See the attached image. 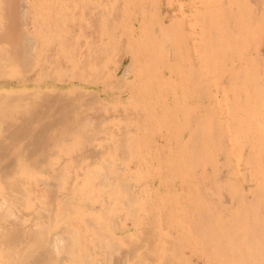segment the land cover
Wrapping results in <instances>:
<instances>
[{
    "label": "rangeland",
    "instance_id": "obj_1",
    "mask_svg": "<svg viewBox=\"0 0 264 264\" xmlns=\"http://www.w3.org/2000/svg\"><path fill=\"white\" fill-rule=\"evenodd\" d=\"M183 1L172 3L182 6L187 0ZM203 1L200 8L206 6L207 1ZM213 1L208 2L212 10ZM254 2H238L245 3L239 5L245 11L239 7V12L255 14L249 16L253 20L246 35L243 33L246 39L236 40L240 24L244 21L249 25L244 13V20L230 21L223 32L212 29V46L206 41L209 50L213 47L210 55L208 48L204 46L206 52L201 45H207L202 42L206 34L202 37L203 31H199L200 36L195 34L196 39L202 38L200 45L195 46V50L203 47L202 54L194 46V51L189 50L190 46L187 49L189 41L184 35L188 30L185 34L176 30L168 42L161 43L156 41L157 26L147 23L141 34L136 31L139 35L131 42L130 33L117 24L113 28L102 24L73 30L67 9L0 15V147L6 148L0 155H11L3 159L5 164L15 158L8 181L0 172V203L13 214L12 223L0 222V230L7 233L3 236L0 232V264H24L19 259L25 258L31 260L28 264H37L34 260L38 252L32 246L29 249L30 237L39 225L47 233L49 224L65 213L78 232L76 252L80 259L88 248L94 249L101 241L105 232L102 226L105 229L108 224H120L118 220L126 222L130 205L123 198H128L118 197L123 184L134 190L143 189L131 196L134 203H142L151 196L149 187H164L171 180L179 188L183 182L189 184L215 214L221 212L222 217L231 218L232 225L239 223L241 217L250 219L251 212L261 215L253 223L254 232L245 234L248 237L243 241L234 239L236 247L227 264H250L249 256L256 252L264 256V239L252 238L264 227V0H258V6ZM217 4L220 6L219 1ZM24 17L29 18L28 27L13 26L9 32L7 21ZM194 22H189L188 29ZM234 23L239 24L238 30ZM193 27L196 32L200 30L198 24ZM73 31L75 37L69 41ZM190 34L187 33L189 40ZM227 37L234 38V45L217 53L219 46L217 54H212L216 50L213 44H220ZM181 43L185 49L172 57ZM25 45L28 59L16 58L13 50ZM133 55L136 58L132 60ZM199 55L202 63L196 60ZM24 77L38 79L23 87ZM72 102L76 108L64 120L60 106ZM64 128L68 129L66 136H62ZM17 130H25V135L16 138ZM155 137L160 145L155 146ZM29 155H49V164L34 167ZM53 173L59 176L55 190L42 188L36 179L49 181ZM182 176L192 183L184 180L179 185ZM18 178L20 184L9 186L11 179ZM33 183L36 188H31ZM106 201L108 207L97 211ZM257 203L260 206L253 209ZM166 206V202L157 204L159 211ZM178 217L182 221V215ZM108 220L118 223L110 224ZM163 225L161 233L169 229V225ZM170 230L166 233L183 237L175 228L174 232L172 227ZM131 231L115 240L118 246L112 252L113 258L145 237L142 229ZM18 237L17 249L9 253V244L13 243L10 240ZM167 238H160L157 243L163 246ZM195 238L201 240L199 235ZM162 248H153L155 252L144 250L148 254L137 252L140 255L136 253L125 264H134L141 256L146 259L153 253L157 260H167V250ZM187 249L184 251L191 255L193 264H204L203 256L197 258ZM180 252L170 255L182 262ZM214 254L222 253L219 250ZM68 255L62 254L61 261Z\"/></svg>",
    "mask_w": 264,
    "mask_h": 264
},
{
    "label": "bare ground",
    "instance_id": "obj_2",
    "mask_svg": "<svg viewBox=\"0 0 264 264\" xmlns=\"http://www.w3.org/2000/svg\"><path fill=\"white\" fill-rule=\"evenodd\" d=\"M62 1L63 2H60L57 4L54 0H0V15L5 14V15H9L10 17L17 11L27 14L29 11H36V10H47V9L55 8L56 10L58 9L59 11H64L67 9L69 10L68 13L71 18L72 26L74 27L73 30L75 31L82 30V29H85L87 26L95 27L98 25L100 26L102 24L106 27L113 28L114 25L117 24L118 28L120 25L122 26L121 30L125 28L126 32L128 31L130 33L131 42L133 39H135L136 36H138L139 34H141V32H143L141 30H143V27L147 23L148 25L157 26L156 27L157 28L156 41L161 42V43L168 42L169 39L173 35L177 34L175 32L176 30L177 31L180 30L183 34H185L188 30L187 33L189 32L192 33V36L190 34V38L192 37L191 38L192 40L191 39H190L191 41L189 40V36L186 33L184 37H186V40H188L189 43L188 42L187 43L185 42V43L188 45L187 49L190 46L191 48L189 50L192 49V51L195 50V46L200 45L201 43L202 38L196 39V36L201 31H203L202 37H203V34L206 33L204 34V37L202 40V42L205 43L207 40L209 39L211 40L212 38L211 35L214 33L212 32V29L215 31L217 30L218 32L219 31L223 32L222 29L227 28L228 24H230V21L232 23L235 22V20L240 21L241 19L242 21L244 20L245 17L246 18L248 17L247 20L248 19L250 20L249 16L251 15V14L249 15L247 12L246 13L239 12L238 10L239 7L243 5L242 3L238 4L240 0L239 1L238 0H215L213 1L215 5L219 1L220 6L218 4L217 6H215L212 3V5L215 7L214 10H212L213 8L209 9V7H212V6H210L208 2H210L211 4L212 0L211 1L187 0L186 3L184 2L185 1L184 0L183 1L184 4L182 6H179L180 4L176 5L177 2L174 3L173 5L172 2L174 0L172 2L171 0H62ZM177 1L181 2L182 0H177ZM201 1H203L204 3H206L207 1L206 6H208L207 9L209 10L205 9L206 6L205 7L202 6L204 10H206V12L203 10V8H200V4L203 5V3H200ZM255 2L257 4L256 6H258V0H255ZM184 5L186 6L185 8H184ZM243 6H245V3ZM201 9H202V12L204 11V13H199V11L201 12ZM242 9L243 8L241 7L240 11H242ZM256 9L257 11H254L255 13L258 12V8ZM243 11L245 10L243 9ZM244 13L247 16L244 15L245 16L244 17L243 16ZM198 14L202 15V19H201L202 21H200L201 23L198 22L200 20V19L198 20L199 18L198 16H200ZM124 16H126V18ZM251 18H254V17H251ZM1 20L2 19H0V24H1ZM194 20L198 22L196 23V25H195ZM252 20L253 19L248 21L249 25L248 23L244 21H243V24L242 23L240 24L237 21L236 23L240 24V29L238 27L239 24L237 25L234 23L237 26V30L239 29L238 32L241 33V34L239 33L236 34V40L242 37L245 38L246 31L248 30ZM29 22L30 21L28 17H24V18L17 19V20L12 18V19H9V21H7V24H8L7 27H9V32H11L13 26H20V27L27 28L28 25L30 24ZM189 22L190 23L194 22V24L192 23V28L194 29L195 27H193V25L197 27V24H198V27L200 26L199 28L200 30L197 29L198 31L196 32V30L189 28L190 30L192 29L191 30L192 32H191L188 29V25L190 24ZM117 25L115 26L117 27ZM212 25L214 26V28L212 27ZM210 26H211V29H210ZM215 26L217 27L216 29H215ZM136 31L139 32V34H137ZM180 31L178 32L181 33ZM221 32L217 34H222ZM196 33L198 34L195 36ZM74 34L75 33L73 31V33L71 34L69 38V41H71L75 37ZM200 34L198 36H200ZM184 37H183V40H185ZM233 40L234 38L232 39L231 37H227L224 41L219 42L220 44L215 43L218 46L213 44L216 50L214 49L213 52L215 53L212 52V54L215 55L218 52H220L221 49H227L231 44H233ZM206 43L208 46L202 43L201 45H203V47L206 46V48H208L209 50V47L212 46V41H210V44H211L210 46L208 42ZM242 43L244 42L242 41ZM180 45H181V48L179 47ZM180 45L178 46L180 49L178 48L177 50H175L174 53H172V57H175L174 55H176L178 52H179L178 54H180V50L185 49V48H182V43ZM192 46H194V50ZM200 47L203 48L202 46ZM200 47L198 46L199 49H196L197 53H199L198 50L200 52L203 51L200 49ZM218 47L219 49L217 51ZM206 48L204 47V49ZM212 48L213 47H211V49ZM211 49L208 51L209 55L211 54L210 52L213 50ZM203 52L205 53V50ZM206 52H207V49H206ZM13 55L16 56V58L27 60L28 57L30 56L27 45L21 47L20 50H13ZM200 55L198 56V58H196V60L198 61L202 60ZM134 58H136L135 55L132 56V60ZM79 59H78V63L81 64L82 60H79ZM194 63L198 64L197 66H199L201 65L202 61L200 64L199 62L197 63V61H195ZM43 69L44 68L40 70H43ZM113 78L115 79L116 75H113ZM37 79L38 78L24 77L22 80L23 81L22 86L26 87L29 81L31 80L35 81ZM212 99H213V96H212ZM213 100H215V98ZM250 105L252 107V104ZM75 108H76V103H73V102L62 104L60 106L62 118L65 120L69 115H71V112ZM90 121L91 120H88V122ZM249 132H250V129L248 127V133ZM67 134H68V129L64 128V130L62 131V136H66ZM24 135H25V130H17L16 133L14 134L16 138L24 136ZM157 136L159 137V135ZM156 137L154 140L152 139L154 143L156 142L155 146L159 144L158 142L159 140H157L158 138L156 139ZM165 140L167 139L165 138L164 141ZM5 149L6 148L4 145L0 147V151H3ZM7 156H11V155H0V172L3 173V179L5 181H8L10 179V178H7V175L9 174V171L13 170V166L15 162V158L13 156L10 158V161L7 164H5L3 159ZM48 156L49 155H29V160L34 167H40V166H43L44 164H47V165L49 164L50 160ZM21 164L22 163L19 162L18 166H20ZM53 169L54 167L51 168V170ZM51 175H52L51 176L52 179L49 181H46L44 179H36V180L39 183V185L42 186V188L48 187L50 188L51 191H54L55 190L54 184H56L57 180L59 179V176L54 173ZM183 177L184 176L180 177L179 181ZM187 177L190 178L189 175H187ZM184 180H186V183H190L189 181H187L185 177V179H182V181L179 182L180 183L179 185H181V182H183ZM20 182L21 180L19 178L11 179V182H9L8 184L9 186L11 185L17 186L18 184H20ZM183 183L180 188L176 187L173 180H171L167 184L165 183L164 187H162V185L161 187H158V185L156 187L155 186L149 187L147 191H148V194L150 193L151 196L150 198L147 197V199L142 203H134L132 197H134L135 195H138L139 194L138 192L142 191L143 189L141 190L140 188V189L134 190V189H131V187H127L124 184L122 187L120 185L122 193L118 197L123 198L124 196H127L128 199L125 200L126 197H124L123 201H126L125 203L130 205L128 207L129 209L126 211V214H125L126 216L128 215L129 218L128 216L126 218L124 217V221L127 222V220L129 219L128 221L129 223H126V222L123 223V221L118 220V222L120 221V224L117 221H115L118 224H113V225L108 224L107 227H105V229H104V226H102L101 229L105 232L101 238V241L95 246L94 249L88 248V253L84 254L80 259L78 258V254L76 252V248H77L76 246L78 244L76 238H77L78 232L76 230V227L73 224V221L69 219L68 213L60 214L58 218L56 217V219L52 221L51 224H49V227L47 228V233H44L43 227L39 225L36 231L32 234L33 236L30 237L31 242L29 244L30 250H32V247H34L38 252V257L37 259L34 260L35 263L37 264H125L129 260H131L130 257L133 255L135 256L137 252L141 253L143 251L145 253V251L147 250H150V252H152L151 250L153 248H158L157 250L159 251L161 247H164L162 248V250L165 248L167 250L166 252L168 255L167 260L165 258L164 260H161V261L157 260V256H154L156 253H153V256L147 255L148 258L146 256V259H143L144 256H141L143 258L142 259L138 258V260L134 262V264H178V263L193 264V261H190L189 259L191 255L188 256L187 252H185L186 250L184 251V249H187L185 247H189L187 250L189 251L192 250L191 253L193 252L192 253L193 255L195 256L197 255L196 256L197 258L198 257L201 258L203 256L204 264H227V262L229 263L231 260V255L233 254L232 252L235 250V247H236L234 243H236L237 240L234 241V239L241 238L242 241L245 240L248 237V235H245V234L250 233L251 231L254 232L253 223L256 222L260 218L261 215H258L256 212H251L250 219H244L243 217H241L239 223L232 225L230 222L232 220L231 218L227 217L226 215H223L222 217L221 212H220V215L215 214L214 210L205 204V201L203 200L200 194H195L189 188L190 186L189 184L183 185ZM33 185L34 186H31V188H36L35 183H33ZM160 202H166L167 206L164 208L163 211H159L157 207V204ZM106 203L107 201L103 202L104 205L100 206L97 211H102L104 208H106V206L108 207V204ZM2 205L3 203H0V222L3 220L6 222L10 221L12 223L11 218L13 217V214L9 211V209L2 208ZM259 206H260V203H257L253 205V209H257ZM177 210L183 211L182 212L183 214L182 213L180 214V212L177 213L178 212ZM178 214L180 217L182 215V218H181L182 221L179 220L180 219L179 217L176 219ZM174 216L176 220L174 219ZM111 222H114V221L108 220V223L111 224ZM162 222L164 225L162 224ZM162 225L165 227L169 225L168 227H166V229L169 228L167 230H170V228L172 227V231H173V228H175L174 231H178L179 233L183 234L182 238H184L185 236L184 241L186 243L180 240L182 239L181 238L182 235H180L179 233L178 234L180 235L179 236L180 238L173 236V234L171 236V234L170 233L168 234V232L166 233L167 230H164L165 232V233L163 232L164 234L161 233V229L163 228L161 227ZM137 229L138 230L142 229L145 232V237L142 238L138 243H135L134 246H131L130 248H128V250L123 255H120L118 258L116 257L113 258L112 252L115 251V249L118 246L115 240L119 239L118 237H122V236L125 237L126 234L130 232L131 230L133 232H136L135 230ZM0 232L2 231L0 230ZM6 234L4 232L3 236L4 235L6 236ZM119 234L120 236H118ZM178 234H175V235H178ZM22 235L23 234L21 233L20 237H22ZM169 235L171 236V238H167ZM197 235L201 237V240L195 238V236ZM7 237L9 239V235ZM4 238L6 239V237H3V238L1 237V240L2 239L5 240ZM160 238L162 240L167 238L168 241L165 240L163 242L164 243L163 246L159 245L157 242L160 241ZM176 238H177V241H176ZM187 238L189 239V241H187L188 240ZM192 238L195 241H193ZM252 238L259 240V241L261 239H264V227L263 226L260 227L259 232H256V234L253 235ZM18 239L19 237L16 239L13 238L12 240H10V242L12 241L13 243L11 242L12 246H10L9 244V247H10L9 253H12L14 252V250L17 249ZM170 239H173V240H170ZM174 239L176 242L179 243V246L175 244ZM166 241H167V245H166ZM180 242L182 243L181 246H180L181 244ZM26 243H29V242H26ZM175 245L177 247H175ZM179 247L181 248V250L178 251ZM174 248L177 250L173 251ZM219 250L221 251L222 254L220 256H216L214 253ZM153 252H155L154 249H153ZM179 252H180V255L178 256H180V258L182 259V262L180 260H179L180 262L179 261L177 262L176 259H174L170 255V253L179 254ZM65 253H68L69 255L67 256V258L61 261L60 257L62 254H65ZM223 253H227V254H223ZM145 254H148V253H145ZM94 255L95 256L97 255V256L94 257ZM139 255L140 254H138V256ZM249 258H250V264H264V256H262L261 253L259 252L258 253L256 252L255 254H251ZM19 262L28 264L29 262H31V260L26 259V258L19 259Z\"/></svg>",
    "mask_w": 264,
    "mask_h": 264
}]
</instances>
